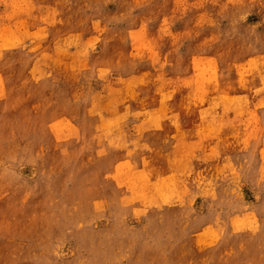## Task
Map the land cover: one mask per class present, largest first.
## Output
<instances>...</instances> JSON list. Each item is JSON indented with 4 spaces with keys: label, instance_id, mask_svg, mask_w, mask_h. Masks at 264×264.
Instances as JSON below:
<instances>
[{
    "label": "rangeland",
    "instance_id": "1",
    "mask_svg": "<svg viewBox=\"0 0 264 264\" xmlns=\"http://www.w3.org/2000/svg\"><path fill=\"white\" fill-rule=\"evenodd\" d=\"M0 264H264V0H0Z\"/></svg>",
    "mask_w": 264,
    "mask_h": 264
},
{
    "label": "bare ground",
    "instance_id": "2",
    "mask_svg": "<svg viewBox=\"0 0 264 264\" xmlns=\"http://www.w3.org/2000/svg\"><path fill=\"white\" fill-rule=\"evenodd\" d=\"M139 52V51H138ZM182 121V120H181ZM153 140V139H152ZM157 147V146H156ZM136 206V205H135Z\"/></svg>",
    "mask_w": 264,
    "mask_h": 264
}]
</instances>
